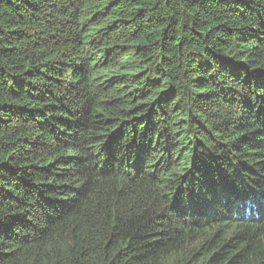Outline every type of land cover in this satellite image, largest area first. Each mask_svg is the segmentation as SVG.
I'll use <instances>...</instances> for the list:
<instances>
[{
    "label": "trees",
    "instance_id": "16d2710c",
    "mask_svg": "<svg viewBox=\"0 0 264 264\" xmlns=\"http://www.w3.org/2000/svg\"><path fill=\"white\" fill-rule=\"evenodd\" d=\"M0 264H264V0H0Z\"/></svg>",
    "mask_w": 264,
    "mask_h": 264
}]
</instances>
